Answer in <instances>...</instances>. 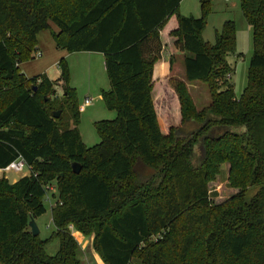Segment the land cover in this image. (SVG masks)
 Masks as SVG:
<instances>
[{"label": "trees", "instance_id": "obj_1", "mask_svg": "<svg viewBox=\"0 0 264 264\" xmlns=\"http://www.w3.org/2000/svg\"><path fill=\"white\" fill-rule=\"evenodd\" d=\"M180 2L0 0V168L21 158L29 169L14 182L0 177V264H78L69 226L93 235L104 264H264V0H239L252 55L238 98L227 59L234 22L205 42L208 0H200L198 18L179 15ZM49 29L58 48L103 54L110 88L102 96L116 116L94 122L100 140L92 146L81 138L65 59L57 80L20 72L37 34ZM174 52L189 54L187 81L208 84L200 110L184 81H167L171 101L156 75L160 60L171 70ZM177 106L179 120L166 122ZM225 163L234 192L215 202L210 183ZM46 184L56 191L54 230L41 239L29 221L46 211ZM251 187L258 188L246 200ZM53 239L58 248L48 254Z\"/></svg>", "mask_w": 264, "mask_h": 264}, {"label": "rangeland", "instance_id": "obj_2", "mask_svg": "<svg viewBox=\"0 0 264 264\" xmlns=\"http://www.w3.org/2000/svg\"><path fill=\"white\" fill-rule=\"evenodd\" d=\"M208 8L209 10L205 16V23L201 31V37L205 42H214L215 32L221 29L224 21L232 20L235 24V53L229 55L227 59L233 70L230 80L233 84L235 96L238 98L243 93L247 84V72L252 55V30L242 15L239 0H208ZM177 13L181 16L200 17V0H181ZM174 17L175 15L172 16V21L171 19L169 21L173 22ZM170 25L171 23L169 26ZM50 29L52 31H57V27L52 23ZM50 29L40 31L37 34L38 46H36V51L33 53V58L20 64V72L26 78H32L44 74L43 70H45L50 78L57 79L60 74L57 63L61 58L65 59L69 71V85L74 88L79 104L78 128L81 138L86 146H92L100 140L95 130L94 122L112 120L116 116L113 109L106 107L102 96V92L110 88L103 54L99 52L67 53L66 50L56 46L51 36ZM38 52H40V55L35 56ZM188 55V53H180L176 56L177 62L174 67V76L186 82L187 91L195 107L200 110L209 104V87L207 83L187 81L185 79L184 59ZM55 91L58 97L62 96L61 84L57 85ZM86 98L90 99V103L87 105L84 104ZM164 117L166 122L170 121L171 124L175 120L174 108L172 107L170 109V113H165ZM197 151L200 153L199 144L195 146V152ZM224 167H226V163L221 165L219 174L216 176L215 180L210 183L211 191L216 193V195H214L215 202H221L227 199L234 192V190L229 188L226 184L227 170L225 171ZM28 173L29 169L25 166L21 172L2 170L0 171V177L3 176L11 182ZM44 187L46 189V211L35 219L41 239L49 238L54 230L50 210L56 201V197L53 196V194H56L54 184H46ZM257 188L258 187H251L247 190L245 195L246 200H250L257 191ZM69 229L73 236L76 230L73 229L72 226H69ZM84 237H86V244H83V248L82 246L80 249L78 247L80 259L78 264H104L93 248V235L91 234ZM154 237L156 236H153V238ZM57 248L58 242L56 239L50 240L46 245L48 254H54ZM132 262L134 263L136 260Z\"/></svg>", "mask_w": 264, "mask_h": 264}, {"label": "crops", "instance_id": "obj_3", "mask_svg": "<svg viewBox=\"0 0 264 264\" xmlns=\"http://www.w3.org/2000/svg\"><path fill=\"white\" fill-rule=\"evenodd\" d=\"M174 23V22H173ZM168 31V30H167ZM167 31L165 30V33H166V35L168 34L167 33ZM161 34H163V32L161 31ZM37 46H38V44H37ZM38 48V47H37ZM65 50V49H64ZM67 52V51H66ZM67 53H69V52H67ZM178 54H180L179 52H174L173 53V56H174V58H175V61H174V63H173V65H172V67H171V70L169 71V72H167V71H165V63L163 62V60H160L159 62H158V64H157V67H156V70H155V72H156V75L158 76V78H159V80L160 81H162L164 84H165V86L167 87V81L170 79V78H173V79H177V78H175V76H174V74H175V69H174V67H175V64H176V62H177V59H176V56L178 55ZM21 64V63H20ZM20 64H19V66H20ZM43 72H44V74H46L47 75V73H46V71L45 70H43ZM47 77L49 78V79H51V80H57V79H53V78H50L48 75H47ZM180 80V79H179ZM159 81V82H160ZM185 82V81H184ZM60 84V83H59ZM185 84H186V82H185ZM57 87V86H56ZM169 91H170V93H169ZM173 91L171 90V89H169V87H167L166 88V90H165V93H166V95L168 94V96H167V98L169 99V100H171L172 101V96H171V93H172ZM173 94V93H172ZM173 97H174V94H173ZM170 103V102H169ZM174 121L173 122H177L178 120H179V113H178V106H177V108H175V117H174ZM168 123H170V121H168ZM169 125V124H168ZM167 125V126H168ZM224 169H225V171L227 170V164H226V167H224ZM17 179H14V180H12L11 182H14V181H16ZM72 230V229H71ZM75 234V235H74ZM74 234H73V236H74V238H75V240L77 241V243H78V245H79V247H81L82 246V248H83V244L85 243L86 244V237H84L83 236V234H81V233H79L78 231H76V232H74ZM92 240V239H91ZM89 241H90V239H89Z\"/></svg>", "mask_w": 264, "mask_h": 264}, {"label": "water", "instance_id": "obj_4", "mask_svg": "<svg viewBox=\"0 0 264 264\" xmlns=\"http://www.w3.org/2000/svg\"><path fill=\"white\" fill-rule=\"evenodd\" d=\"M33 89H35V88H33ZM59 114H60V111H56V112L53 113V117L56 118V117L59 116ZM71 168H72V171L74 173H79L80 169H81L80 165L78 163H76V162H73L71 164ZM29 228H30V232H31V234L33 236H36V235L39 234V229H38V227L36 225V222H35V220L33 218H31L30 221H29Z\"/></svg>", "mask_w": 264, "mask_h": 264}, {"label": "built area", "instance_id": "obj_5", "mask_svg": "<svg viewBox=\"0 0 264 264\" xmlns=\"http://www.w3.org/2000/svg\"><path fill=\"white\" fill-rule=\"evenodd\" d=\"M40 52L37 53V55L35 54V56H39ZM90 103V99L86 98L84 101V104H89ZM26 166V164L24 163V161L19 158L13 162H11L8 166H6L5 168H0V171L2 170H14L15 172H21L24 167Z\"/></svg>", "mask_w": 264, "mask_h": 264}]
</instances>
